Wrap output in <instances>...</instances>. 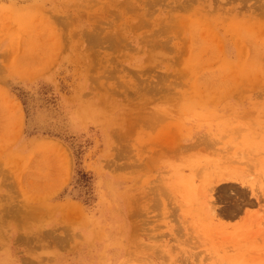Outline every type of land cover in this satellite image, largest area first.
I'll return each instance as SVG.
<instances>
[{"label": "rangeland", "instance_id": "374dc122", "mask_svg": "<svg viewBox=\"0 0 264 264\" xmlns=\"http://www.w3.org/2000/svg\"><path fill=\"white\" fill-rule=\"evenodd\" d=\"M0 264H264V0H0Z\"/></svg>", "mask_w": 264, "mask_h": 264}, {"label": "bare ground", "instance_id": "6f19581e", "mask_svg": "<svg viewBox=\"0 0 264 264\" xmlns=\"http://www.w3.org/2000/svg\"><path fill=\"white\" fill-rule=\"evenodd\" d=\"M232 175V174H231ZM236 179H235V177H233V176H226L225 178H222L219 182H227V181H235ZM258 197V196H257ZM211 198V197H210ZM214 207H212V208H210V211L209 212H211V213H215L216 212V210L215 209H213Z\"/></svg>", "mask_w": 264, "mask_h": 264}]
</instances>
